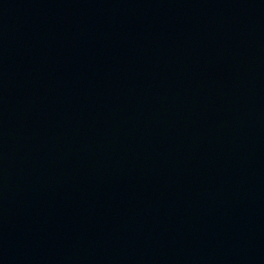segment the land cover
<instances>
[{
  "label": "water",
  "instance_id": "water-1",
  "mask_svg": "<svg viewBox=\"0 0 264 264\" xmlns=\"http://www.w3.org/2000/svg\"><path fill=\"white\" fill-rule=\"evenodd\" d=\"M0 264H264V0H0Z\"/></svg>",
  "mask_w": 264,
  "mask_h": 264
}]
</instances>
